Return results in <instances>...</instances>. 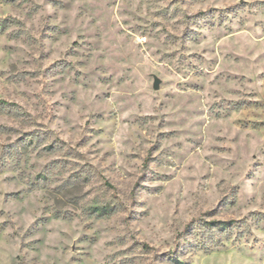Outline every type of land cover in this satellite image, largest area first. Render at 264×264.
Segmentation results:
<instances>
[{"label": "rangeland", "instance_id": "1", "mask_svg": "<svg viewBox=\"0 0 264 264\" xmlns=\"http://www.w3.org/2000/svg\"><path fill=\"white\" fill-rule=\"evenodd\" d=\"M0 264H264V0H0Z\"/></svg>", "mask_w": 264, "mask_h": 264}]
</instances>
